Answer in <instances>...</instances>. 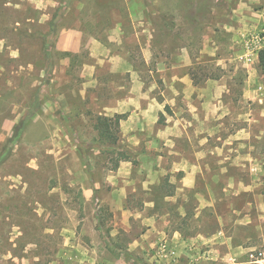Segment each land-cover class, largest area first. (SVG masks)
Returning a JSON list of instances; mask_svg holds the SVG:
<instances>
[{
	"label": "rangeland",
	"instance_id": "rangeland-1",
	"mask_svg": "<svg viewBox=\"0 0 264 264\" xmlns=\"http://www.w3.org/2000/svg\"><path fill=\"white\" fill-rule=\"evenodd\" d=\"M69 27L84 45L122 47L145 81V117L122 115L115 147L93 127L111 91L83 84L88 49L55 48ZM263 47L264 0H0V108L23 114L0 156L18 144L0 163L16 174L0 179V264H182L177 232L196 237L197 264H223L203 255V233L243 241L245 260L264 252ZM188 60L198 88L218 83L191 94L178 78ZM116 151L129 160L114 168Z\"/></svg>",
	"mask_w": 264,
	"mask_h": 264
},
{
	"label": "crops",
	"instance_id": "crops-1",
	"mask_svg": "<svg viewBox=\"0 0 264 264\" xmlns=\"http://www.w3.org/2000/svg\"><path fill=\"white\" fill-rule=\"evenodd\" d=\"M84 47L88 49V60L85 59L82 62L81 75L85 80V83L83 84L89 85L88 87H92L93 89H103L104 91L108 92L111 91V94L107 92L108 94L105 95V98L102 97L104 94L97 92L88 95L91 100H97L100 97H102L101 99L107 100L102 103L98 113L106 116H113L114 114H126V117L128 119H133L135 117L139 118V115H143L145 117L146 112L145 110H143L144 107H142L141 102L148 98L149 94L146 91L145 81L141 77V71L137 70L132 65V57L127 53H122V47H118V50L116 49L113 53H111L108 45L103 44L100 40L95 38L84 45L83 32L76 27L62 29L55 41L56 50L62 53L76 54L81 52L82 48ZM142 51H144L145 62H148L147 54H145L146 49L142 48ZM13 57L17 56L13 55ZM68 63L69 62H67V60L62 62V64L65 66V70L68 67ZM190 65V60H188L186 63L178 65L179 69L183 68L185 71L182 72V75L178 76V78L186 85V87H188L189 91H191V94L193 92L197 94L199 92H202V94H204L205 91L212 85V83H218L216 82V80L209 78L205 81L204 86H200L198 88L193 83V79L188 71ZM27 66L30 67L31 63H28ZM19 71L20 67L13 72L19 73ZM103 74L118 75L121 77V81L115 84L109 79H99L98 77ZM62 79L63 78L61 77V80ZM52 80L55 81V78H52ZM5 85L6 89L12 91L18 88L10 79L5 80ZM32 85L35 87L37 84L34 82ZM86 91V88L84 90L78 91L83 99L85 98ZM1 97L2 96L0 95V98ZM55 97L59 99L61 114L63 115L60 121H62L64 126H66L67 120L65 119V117L70 113H75V110L71 109L66 103V97L64 93L58 94ZM198 97L200 98V100L202 99V96L198 95ZM49 109H45L46 113L50 111ZM76 113H78V111ZM10 114L13 115V117H10ZM21 115L23 114L20 111V104L18 102L11 101L8 102V104L3 108H0L1 157L5 155L4 146H2L3 142L15 135L14 130L16 125H18L20 121ZM36 115V111L32 112L31 116L27 118L28 120L26 126L34 125L36 123ZM29 128L30 127H24L23 136L26 135V141L29 145H31V142L32 144H35L36 141L34 136L32 138L29 136V133V135L27 136L26 132H29ZM8 147H13L11 153H9V148H7L6 153L8 155L5 157V159L4 157L1 158L0 163L7 162L11 158V156H13V153H15V151L17 150L18 144L10 142L8 143ZM15 176L16 174L5 175L0 173V179H5L7 177L15 178ZM174 234L175 237L178 235V243L180 244V247L176 248V255H179L180 258H184L183 262H186V264H197L195 261H193L192 258L193 256H195L194 254L202 251H200V244L199 246L196 244V237L188 236L186 234H180L178 232ZM199 236H203L204 239H206V241H203V244L208 247V250L203 251L204 256L205 254H207L210 259L216 261L220 260V262L222 260L223 264H255L249 260L244 259L243 241H235L232 236H223L222 231L221 236L212 234L211 237H208V235H206L205 233L199 234ZM186 243H189V245L187 246ZM183 262L182 264H185Z\"/></svg>",
	"mask_w": 264,
	"mask_h": 264
},
{
	"label": "trees",
	"instance_id": "trees-1",
	"mask_svg": "<svg viewBox=\"0 0 264 264\" xmlns=\"http://www.w3.org/2000/svg\"><path fill=\"white\" fill-rule=\"evenodd\" d=\"M258 60L259 66L264 70V47L258 53ZM161 115L162 113L160 116ZM122 118V114L96 116L93 127L97 131V140L102 147L111 148L116 146ZM115 153L117 156L115 158L114 168H116L121 161L129 160V156L126 153L121 151H116Z\"/></svg>",
	"mask_w": 264,
	"mask_h": 264
},
{
	"label": "built area",
	"instance_id": "built-area-1",
	"mask_svg": "<svg viewBox=\"0 0 264 264\" xmlns=\"http://www.w3.org/2000/svg\"><path fill=\"white\" fill-rule=\"evenodd\" d=\"M249 256L251 262L255 264H264V252H251Z\"/></svg>",
	"mask_w": 264,
	"mask_h": 264
}]
</instances>
